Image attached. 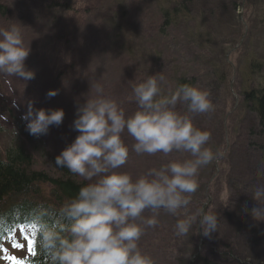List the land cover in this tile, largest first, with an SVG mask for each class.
Instances as JSON below:
<instances>
[{"label": "rangeland", "instance_id": "rangeland-1", "mask_svg": "<svg viewBox=\"0 0 264 264\" xmlns=\"http://www.w3.org/2000/svg\"><path fill=\"white\" fill-rule=\"evenodd\" d=\"M233 1L194 0V4L189 9L191 10L189 21L182 22L187 25L179 28L186 36L181 42L168 40L167 49H162L165 53L163 54L161 51L154 52L156 47H160L159 45H148L144 40L134 36L133 20L121 19L118 15L117 23L124 27L129 24V27L123 32L118 30L117 40L113 37L115 35H111L115 29L110 25L111 20L116 16L115 13L118 14L124 8H130L132 13L138 14L150 25L151 17H157L152 14V10H149L148 3L163 4L164 0L158 2L156 0H75L77 5L73 11L76 15L72 16V20L62 16L61 22L56 18L64 14L47 16L46 26L49 29L44 27L47 37L41 33V30L38 33L32 30L34 25L45 26L38 20V16L43 15L42 0H0V4L5 6V11H0V29H6L12 24L21 27L25 46L30 45L31 48L25 65L28 70L35 73V78L27 81L0 74V96H2L0 149L7 143L9 145L12 140L20 142L32 154L37 170L59 176L57 172L52 171L53 159L79 135L73 130V121L76 119L77 107L83 105L86 100L96 97L97 93L92 86L99 83L103 87V94L115 99L125 109L126 116H130L137 107L134 100L128 99L132 94V84L143 82L149 75H154L153 68L160 65L159 60H155L159 55L157 53L160 52L162 57L166 58L167 69L164 71L171 79V82L166 79L167 83L174 85L173 87L178 86L177 79H192L197 87L210 92L214 84L218 83L219 75H222L221 93L216 91L219 99L214 110L205 114V118L211 132V143L208 146L213 151L217 150H214V147H218V150L223 152L220 157L222 160L219 163L213 162L215 166L212 174L217 180L210 190V196L214 201L219 199L216 203L217 208H222L220 204L227 205L233 193L228 186V179L237 180V175L230 172L232 167L239 163L245 168L256 166L254 172L256 178L259 177L260 168L264 169V150L259 151L256 148V145H260L264 149V144L256 134L258 127L254 132L251 130V127L256 125V121L242 98L248 91L247 85L264 82V71L259 72L254 68V63L257 67L264 66V23H261L264 17V0L245 1L244 10L240 9L230 16L226 10L231 7ZM223 3L229 7H226V15L220 12L219 5ZM88 8L93 9L94 13ZM156 10L160 12L158 6ZM54 11L52 8L51 12ZM73 17L79 22L76 28L72 27L75 22ZM53 20L55 22H51ZM179 29L174 31L175 35H179ZM85 30L90 32L88 36L84 33ZM129 48L133 52V57L129 55ZM50 91H56L58 94L49 97L47 93ZM209 98L212 100L211 96ZM233 103L235 109L231 110V117L225 125L227 129L221 132L225 107L228 109ZM29 104L37 110L63 109L65 112L63 123L59 127H50L47 135L38 138L30 135L26 131L27 121L24 119ZM201 116L203 114L199 117ZM200 129L203 130L202 127ZM126 132L127 130L122 136L126 135ZM174 153L183 157L182 160L191 158L187 153L178 152L168 156H173ZM133 161L136 163L140 159L136 157ZM159 164L161 163H153L152 168H157ZM133 170L130 168L126 171L131 173ZM198 182L199 188L191 194V203L185 210L187 215L194 214L203 203V183L199 179ZM226 193H228L227 198ZM198 199L202 200L200 206L194 203ZM161 211L163 209L156 213L158 225L146 231L139 242L140 246L144 252L154 258L156 264L183 263L189 259L191 253V246L188 247L191 233L179 242L174 240L175 229L165 226L169 215ZM153 214V212L146 213L144 216L151 217ZM181 216L180 212L172 215L171 223L176 225ZM249 223L247 222L248 225ZM242 224L247 225L246 221ZM165 228H169L172 233L170 242H174V245L170 249L169 245L162 244L160 239ZM245 233L247 234L244 237L245 241L251 243L249 246L251 252L256 250L253 255L256 258L247 259L252 260L253 264H264V233L260 231ZM253 236H255L254 243L257 241L255 245L250 240ZM18 243H21L20 248L8 249L9 259L24 258L30 254L27 241L18 239ZM9 259L0 264H10Z\"/></svg>", "mask_w": 264, "mask_h": 264}, {"label": "clouds", "instance_id": "clouds-1", "mask_svg": "<svg viewBox=\"0 0 264 264\" xmlns=\"http://www.w3.org/2000/svg\"><path fill=\"white\" fill-rule=\"evenodd\" d=\"M30 52L20 26L0 29V74L34 79L35 73L25 65ZM166 84L163 72L133 83L128 99L135 101L137 110L130 116L115 99L103 94L99 83L92 86L96 97L77 107L72 127L79 135L56 157L55 164L88 183L65 199L54 219H44L47 213L34 217L31 231L46 264H156L139 243L148 229L158 225L156 213L163 209L176 215L187 209L191 194L199 188V170L219 163L223 155L208 146L211 132L194 124V116L214 110L209 92L183 84L165 94ZM57 94L47 93L49 97ZM177 105L186 111L181 113ZM64 117L63 109L37 110L29 104L26 131L37 138L47 135ZM125 130L135 140L131 150L138 156L178 152L191 158L151 168L134 179L130 172L119 171L130 156L122 139ZM251 197L258 205L251 210L252 218L264 222V183L251 190ZM145 210L154 214L145 217ZM220 219L218 209L201 207L177 221L175 234L188 236L196 225L203 237L211 238L219 230Z\"/></svg>", "mask_w": 264, "mask_h": 264}, {"label": "trees", "instance_id": "trees-1", "mask_svg": "<svg viewBox=\"0 0 264 264\" xmlns=\"http://www.w3.org/2000/svg\"><path fill=\"white\" fill-rule=\"evenodd\" d=\"M58 1L61 2L57 3L53 0H42L41 13L43 12V15H36L38 16V20L44 23L45 26L41 25V27H39V25H34L32 27L33 32L38 33L41 30V33L45 37H47V33L44 30V27H46V29H49V27L46 26V19L48 15L64 14L56 18L61 22L63 20L62 16L66 17V19L72 20V16L76 15L73 10H75L77 2H74L75 0H65V2H63L62 0ZM156 1L158 2L159 0ZM161 2L154 5H151L147 2L150 8L149 10H152V14L156 15L157 17H151L152 23L150 24V28L151 32H153V35L155 36L153 40L155 41L161 38V43H163L164 45L163 48L167 49L166 46L168 40L174 39L181 42L182 39L186 36V34L180 29L178 30L179 35H175L174 31L178 29L176 25L181 26L183 24L182 22L189 21V15L191 13V10L189 9L194 4V0H164L163 4H161ZM246 2H248V0H246ZM157 6L159 7L160 12H157ZM219 7L221 14L226 15L225 10L227 5L223 3L221 6L219 5ZM240 7H242V1L234 0L231 4V7H227L229 9H227L226 12L228 11L229 15L232 16L236 11L240 9ZM52 8L53 10H55L54 13L51 12ZM4 9L5 6L3 4H0V11L2 10L4 12ZM88 9L94 13L93 9ZM128 12H130V8L121 9L118 14L115 13L116 16L111 20L110 27L115 29V31L111 32V35H115L113 37L116 40V33L118 32V30L123 32L127 27H129V24L124 27L122 24L117 23L118 15L121 19H127L126 14ZM178 18L180 19V21L177 20ZM74 19L75 22L73 23L72 27L76 28L77 23L79 22L76 18ZM103 21L107 24L105 20ZM51 22H55V20ZM261 23H264V17L262 18ZM84 33H86V36H88V33L90 32L85 30ZM94 35H96V33H94ZM134 36L142 39L140 36H138L137 33H135ZM240 37L238 40H240ZM87 38L88 37H86V40H88ZM121 49H123V46L121 47ZM128 50L129 55L133 57L134 55L131 49L129 48ZM73 67H75V65ZM263 67V65L257 67L254 63V68L259 72L264 71ZM221 77L222 75H219L218 83L214 84V88L209 92L210 96L212 97L211 101L214 106L219 99L217 92L221 93V84L223 83V81L220 80ZM182 79L183 80L180 82L181 85H191L187 81H185L184 83L185 79ZM193 79H195V77H193ZM189 81L193 82L192 79H190ZM247 89L248 91L243 94L242 98L243 101L247 103L246 108L254 115V119L256 121V125L254 127H251V130L254 132L258 127L256 134L264 144V82L259 83L258 85H247ZM225 109L226 111H224V114L226 116V114L231 111L232 106H230L228 109L225 107ZM136 110L137 107L134 109V112ZM199 116L200 115H197V117ZM203 116L205 117V114H203ZM222 125L223 129H221V132H224V130L226 131L224 120L222 122ZM134 143L135 140L133 139L130 148H132V145ZM223 144L226 145V143L224 142ZM256 148L259 151L264 150L260 145H256ZM216 149L218 150V147H214V150ZM132 156L133 158L139 157L134 151L132 152ZM139 159L141 160L140 157ZM53 160L54 168L52 169V171L57 172L59 176H55L54 174H52V176L51 173H48L47 171H40L39 169L37 170L34 163L35 159L33 158L32 154L28 152L27 149L22 146V144L15 140L6 149L5 155L0 154V243L4 240V238L14 233L16 229L25 227V224L23 226H20L22 222L26 221L27 226H31L34 219L30 216L31 214L37 216L41 213H47V215L43 217L44 219H54L55 210L60 207L65 199L74 197L78 193L79 188L88 183V181H84L83 178L71 174L68 169L58 168L55 164V159ZM155 161L161 163L157 167L159 168L162 164H166L170 161L175 160L171 157L166 158L162 153H157L156 155L151 156L150 161L147 163V169H151L152 164L156 163ZM204 170H207V167H204ZM213 172L214 170L212 168L207 177L199 178V180L203 183L204 192L202 196L203 199H205V202L206 200H211V185L209 184V180L212 177ZM248 174L249 173L242 174L240 172L237 175L236 179H239V177ZM250 176L252 180H248L246 178L243 179L247 181L251 189H253L258 184L264 183V169L259 171V177L257 179L254 175ZM197 202V204L200 206L202 200L198 199ZM220 206L222 208L215 207L216 210L218 209V212L221 216L218 232L213 233L211 238H205L202 236V252L198 254V256H196L198 250V236L196 225H194L193 229L191 230V237L193 238L190 239L191 241H189L188 244V247L191 246L189 259L180 264H253V261H250L247 258H256V256H253L256 253V250L254 249V252H251V249L249 247L251 246V243H249V241L246 242V239L244 238L247 235L245 232L260 231L261 233H264V222L255 221L251 216V211L242 212L241 207L237 208V210L228 211L226 209V205L220 204ZM205 210H207V208H205ZM248 220L255 222H251L254 225L247 226L242 224L243 221ZM166 223L173 225L171 223V220H167ZM167 233L169 235L168 230ZM175 237L176 240H181L183 238L178 237L176 234ZM254 237L255 236H253L250 240L255 245L257 241L256 243H254ZM160 239L163 242L162 244L169 243L170 246L174 245V242H170V240L166 239L165 231ZM245 258L246 261H244ZM38 260L39 264H46L45 259L39 253L38 247L36 245L33 256L23 259V264H36Z\"/></svg>", "mask_w": 264, "mask_h": 264}, {"label": "bare ground", "instance_id": "bare-ground-1", "mask_svg": "<svg viewBox=\"0 0 264 264\" xmlns=\"http://www.w3.org/2000/svg\"><path fill=\"white\" fill-rule=\"evenodd\" d=\"M126 17L131 20H133V23H134V32L138 34V36H140L142 38V40H144L145 42H147L148 45H159L160 47H156L154 49V52H157V51H161L163 54L164 53V50L163 49V43H161V38L159 40H153V38H155V36L153 35V32H151V28H150V25L147 21H144L142 20L138 14H135V13H132V11L130 10V12H128L126 14ZM178 21H180V19L178 18L177 19ZM177 28L179 29L180 27L184 26V25H181L178 27V25H176ZM159 55H157V59H155L156 61H158L160 63V65L157 67H155V69L153 68L155 74L157 72H163V74L165 75L166 79H169L170 82H171V79L169 77L168 74L165 73V69L167 64H165V61H166V58H164V56L162 57V55L159 53H157ZM183 79L180 78V79H177V82L176 83H179L182 81ZM185 81H187L188 83H190L192 86H197L194 82H191L189 80H184V83ZM174 85H171V84H166L164 87H165V94H167V90L169 88H171L172 90L177 87H173ZM177 110L180 111L181 113L185 112L186 109L181 106V105H177ZM194 124L196 127L200 128L202 127L203 130H206V131H209V127H208V124L206 122V118L204 116H201V117H197L194 116ZM210 132V131H209ZM133 141V138L129 135L128 138L124 139V142L125 144L129 147V150H130V156H129V160H128V163L123 166L120 171H125L127 169V167L133 163V156H132V150L130 148L131 146V143ZM211 143V140L209 141V144ZM208 144V145H209ZM214 144V143H213ZM212 144V145H213ZM211 145V146H212ZM210 147V146H209ZM139 157L141 158L140 161H137L136 163L133 164L132 166V169H134L133 171H131V174L133 176V178H138L139 176L141 175H144L148 170H147V163L150 161L151 159V156L147 155V154H144V155H139ZM56 159V157L54 158ZM175 160V159H174ZM231 166V163L229 164ZM215 166V164H210L208 166H205L207 167V170H204V167H202L200 170H199V173H198V179L200 177H207L211 171V169ZM244 169H242L241 167V163H239L238 165H236L235 167H232V170L230 171L231 173L233 174H236L238 175L240 172L243 174ZM247 173H249L248 175H244V176H241L239 177V179L237 180H232L231 178L228 179V186L230 187V189L233 191L232 195L229 197L228 201H227V207L226 209L228 211L230 210H237V208H240L241 207V211H246V212H249L251 211L254 207H257L256 205V202L252 199L251 197V187L248 185L247 181L243 178H246L248 180H252L251 179V174H250V171L247 170ZM211 197V196H210ZM228 197V193H226V198ZM208 204H209V207L207 208L206 211L208 210H212L213 208L216 210V203L219 202V199H215V201L213 200V198L211 197V200H207ZM160 211V210H159ZM165 211V210H163ZM146 213H152L151 211H145L144 214ZM31 217H35L34 214H31L30 215ZM247 222H250L249 225L247 224ZM251 222L253 221H246V224L247 226H253L254 224H252ZM255 223V222H253ZM26 225L25 227H27V224H26V221L25 222H22V224L20 226H23V225ZM242 238V236H241ZM166 239H168V236L166 234ZM168 245L170 246V244L168 243ZM172 246V245H171ZM170 246V247H171Z\"/></svg>", "mask_w": 264, "mask_h": 264}, {"label": "snow or ice", "instance_id": "snow-or-ice-1", "mask_svg": "<svg viewBox=\"0 0 264 264\" xmlns=\"http://www.w3.org/2000/svg\"><path fill=\"white\" fill-rule=\"evenodd\" d=\"M28 250H29V252H33V247L30 246ZM13 259H15V258H13Z\"/></svg>", "mask_w": 264, "mask_h": 264}]
</instances>
